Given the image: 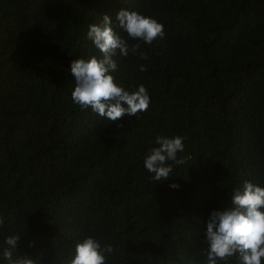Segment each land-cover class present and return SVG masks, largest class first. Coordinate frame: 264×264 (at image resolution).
<instances>
[{
	"label": "trees",
	"instance_id": "trees-1",
	"mask_svg": "<svg viewBox=\"0 0 264 264\" xmlns=\"http://www.w3.org/2000/svg\"><path fill=\"white\" fill-rule=\"evenodd\" d=\"M121 9L163 38H129ZM103 15L140 46L113 57L114 82L150 97L116 122L71 97ZM157 136L185 138L163 182L144 167ZM245 180L264 187V0H0V264L9 235L35 264H67L89 236L112 246L105 264H207L209 214Z\"/></svg>",
	"mask_w": 264,
	"mask_h": 264
},
{
	"label": "clouds",
	"instance_id": "clouds-1",
	"mask_svg": "<svg viewBox=\"0 0 264 264\" xmlns=\"http://www.w3.org/2000/svg\"><path fill=\"white\" fill-rule=\"evenodd\" d=\"M117 26L133 40H142L151 45L156 38H163L164 27L156 19L137 11L121 9L115 15ZM87 38L101 53V58L74 59L70 62V72L74 80L72 101L82 110L91 109L102 118L116 122L125 115L135 117L147 110L150 97L143 85L129 91L114 82L111 75L117 69L113 59L119 55L127 57L135 54L139 44L129 47L128 40L122 38L112 27V19L103 15L100 23L89 25ZM141 58L147 57L141 53ZM140 71H146L141 65ZM184 137L157 136V147L148 149L144 158L145 169L152 174L154 182L166 181L173 172V165H182L184 159L177 154L184 151ZM172 162V163H169ZM170 187L178 188L172 184ZM4 223L0 218V226ZM207 244V264H218L231 257H237L239 264H261L264 258V187L245 180L242 186L233 189L230 205L213 210L206 221L203 233ZM20 235L5 238L6 247L2 257L7 264H35L28 256L15 255ZM31 246V245H30ZM113 251L111 245L104 247L93 237H85L75 243L74 254L67 264H105L104 253Z\"/></svg>",
	"mask_w": 264,
	"mask_h": 264
}]
</instances>
